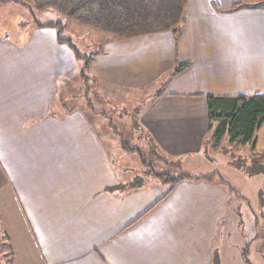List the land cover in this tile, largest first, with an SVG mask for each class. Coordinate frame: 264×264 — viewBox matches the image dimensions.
<instances>
[{"label":"crops","instance_id":"1","mask_svg":"<svg viewBox=\"0 0 264 264\" xmlns=\"http://www.w3.org/2000/svg\"><path fill=\"white\" fill-rule=\"evenodd\" d=\"M4 1L10 2H0V200L1 213L11 211L9 205L3 210L4 202L12 203L18 219L14 258L224 264L229 190L213 177L130 187L119 176L117 147L107 146L98 114L55 113L80 62L55 31L36 27L37 11ZM242 1L189 0L176 58L169 32L109 36L93 57L94 74L110 87L136 92L158 85L139 127L150 147L171 160H194L210 139L207 96L264 95V1ZM235 3L243 7L229 11ZM175 62L189 67L167 80ZM255 149L264 152V123ZM261 183L263 207L246 212L255 217L253 232L264 235ZM240 240L241 264H264V243L256 236Z\"/></svg>","mask_w":264,"mask_h":264},{"label":"rangeland","instance_id":"2","mask_svg":"<svg viewBox=\"0 0 264 264\" xmlns=\"http://www.w3.org/2000/svg\"><path fill=\"white\" fill-rule=\"evenodd\" d=\"M17 1H20L22 6L37 11L36 19L42 25L60 22L61 36L70 39L73 46L81 54L87 55V58L94 57L101 49L103 50L100 43L109 37L108 34L70 21L56 10L38 11L33 8V0ZM242 2L247 4L259 2V0H244ZM44 29L48 28L41 30ZM52 30L56 32L55 29ZM82 63L79 64L77 76L71 79L68 87L59 93L58 98L65 105L61 104V109L57 108L55 113L63 115L66 112L84 110L91 115L98 114L101 118L99 126L103 137L109 138L107 146L112 151V148L117 147L116 165L119 169V176H121L120 178L124 177L125 181H130V187L140 184L146 186L154 181L164 182L167 177L176 178L184 175L200 179L213 175L214 182L229 190L232 198L221 228L224 238L225 232L230 231L229 250L225 249L222 252V261L224 264H241L239 256L241 238L250 240L256 236L258 242L264 243V235H261L260 231L253 232L252 230L257 226L256 222H252L255 217H248V211L246 212V210H250L252 214H257L263 207L260 192L261 182L264 180V166L261 172L259 171L260 173L249 175L247 172L248 169H251L253 161H258L260 157L264 160V152L259 151V153L252 154L250 145L230 144L227 138H223L218 145L212 146L210 137L209 140L206 139L202 152L194 160L186 157L180 163L177 160L169 159L170 157L159 153L157 149H154L155 147H152L154 156L150 152L152 141L143 137L139 127V116L156 94L158 85L136 92L121 91V89L110 87L101 82L94 74L92 64L81 77ZM63 106L65 107L63 108ZM114 141L115 144H113ZM132 149L138 150L132 152ZM258 154L262 155L259 157ZM260 161L262 160L260 159ZM2 194L1 192V199H3ZM236 203H238L237 208H235ZM8 205L11 209L10 212L6 210ZM12 207V203L4 202L3 210L6 212L2 214L0 200V264H14L15 260V264H33L34 258H18L17 255L14 258L16 244L13 240H16V237L20 235L13 227L17 225L16 220L18 219L12 217ZM253 252L252 250L250 255ZM247 253L248 247L246 255Z\"/></svg>","mask_w":264,"mask_h":264},{"label":"trees","instance_id":"3","mask_svg":"<svg viewBox=\"0 0 264 264\" xmlns=\"http://www.w3.org/2000/svg\"><path fill=\"white\" fill-rule=\"evenodd\" d=\"M0 2L10 1L0 0ZM15 2L20 3L17 0ZM188 2L189 0H33L32 5L38 11L56 10L70 21L106 33L115 39L169 32L173 36L174 56L176 58ZM240 4H233L229 11L236 10ZM36 27L38 29L52 28L56 30L57 42L67 46L75 59L80 63L83 62L81 67V77H83L90 68L93 57L87 58V55L81 54L73 46L70 39L61 36L60 22L45 25L37 22ZM105 42L100 43L101 48ZM100 52L102 53L103 50L101 49ZM188 67V63L177 64L175 62L167 80ZM205 99L208 119L207 130L211 133L210 142L212 146L218 145L223 138H227L230 144L250 145L252 154L259 153L255 149L256 132L264 123V95L250 97L244 95L207 96ZM151 148L150 152L155 156ZM137 150L132 149L131 151ZM258 155L260 157L262 154ZM157 158L161 160L159 156ZM263 161L262 157L256 162L253 161L252 167L248 169L247 173L249 175L260 173L264 166ZM212 177L213 175L200 179L210 180ZM200 179L181 175L176 178L167 177L164 182L176 184L185 180L198 181ZM246 250L247 247L245 246L242 251L243 257L246 256Z\"/></svg>","mask_w":264,"mask_h":264}]
</instances>
